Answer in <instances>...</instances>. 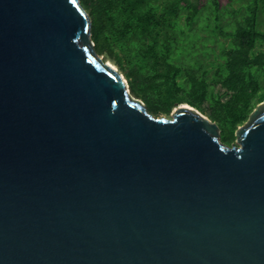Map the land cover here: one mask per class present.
Masks as SVG:
<instances>
[{
  "label": "water",
  "instance_id": "water-1",
  "mask_svg": "<svg viewBox=\"0 0 264 264\" xmlns=\"http://www.w3.org/2000/svg\"><path fill=\"white\" fill-rule=\"evenodd\" d=\"M80 0H0V264H264V101L221 141L155 116Z\"/></svg>",
  "mask_w": 264,
  "mask_h": 264
},
{
  "label": "trees",
  "instance_id": "trees-1",
  "mask_svg": "<svg viewBox=\"0 0 264 264\" xmlns=\"http://www.w3.org/2000/svg\"><path fill=\"white\" fill-rule=\"evenodd\" d=\"M98 55L155 116L187 104L234 144L264 101V0H80Z\"/></svg>",
  "mask_w": 264,
  "mask_h": 264
},
{
  "label": "rangeland",
  "instance_id": "rangeland-1",
  "mask_svg": "<svg viewBox=\"0 0 264 264\" xmlns=\"http://www.w3.org/2000/svg\"><path fill=\"white\" fill-rule=\"evenodd\" d=\"M262 29L264 30V26L262 27ZM104 60H105V58H104ZM110 62V61H109ZM175 110V108L173 109V111ZM172 111V112H173ZM206 115V114H205ZM171 116V115H170ZM170 116H166V117H168V118H170ZM207 116V115H206ZM234 144L236 145V142H234Z\"/></svg>",
  "mask_w": 264,
  "mask_h": 264
}]
</instances>
